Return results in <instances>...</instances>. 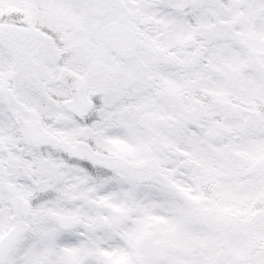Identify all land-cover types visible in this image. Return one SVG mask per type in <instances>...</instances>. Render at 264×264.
<instances>
[{"label": "snow or ice", "instance_id": "snow-or-ice-1", "mask_svg": "<svg viewBox=\"0 0 264 264\" xmlns=\"http://www.w3.org/2000/svg\"><path fill=\"white\" fill-rule=\"evenodd\" d=\"M0 264H264V0H0Z\"/></svg>", "mask_w": 264, "mask_h": 264}]
</instances>
